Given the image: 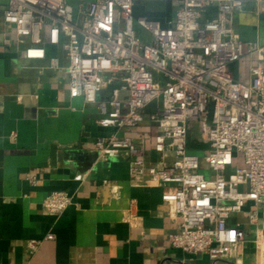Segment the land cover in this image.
Here are the masks:
<instances>
[{
	"label": "built area",
	"instance_id": "1",
	"mask_svg": "<svg viewBox=\"0 0 264 264\" xmlns=\"http://www.w3.org/2000/svg\"><path fill=\"white\" fill-rule=\"evenodd\" d=\"M0 1V20L12 28L23 58L47 59L45 69L62 70L69 97L94 104L97 124L111 129L95 141L99 159L126 158L135 180L162 188L166 217L178 228L168 234V244L238 264L247 229L254 228L259 260L264 48L243 41L233 27V15L243 10L244 1ZM144 2L162 3L164 12L158 18L152 17L155 9L136 16ZM47 47H59L66 66L47 57ZM244 56L248 82L235 78L230 68ZM144 124L153 131L160 167L146 165L143 140L124 133ZM192 129L203 147H189ZM71 203L67 192L52 191L42 205L58 214ZM135 206L132 199L123 215L131 226L140 220ZM242 214L246 221L240 220Z\"/></svg>",
	"mask_w": 264,
	"mask_h": 264
},
{
	"label": "crops",
	"instance_id": "2",
	"mask_svg": "<svg viewBox=\"0 0 264 264\" xmlns=\"http://www.w3.org/2000/svg\"><path fill=\"white\" fill-rule=\"evenodd\" d=\"M243 1L233 27L264 48V0ZM23 56L0 20V264H235L172 248L168 234L178 228L162 188L135 180L126 158L99 159L95 141L111 129L97 124L96 106L69 97L65 73L45 69L47 59ZM50 56L66 66L59 47H47ZM248 65L247 56L231 64L235 78L248 82ZM124 133L143 140L146 165L161 166L149 125ZM52 191L72 198L61 213L42 205ZM132 199L137 226L123 217ZM248 230L238 264L257 262Z\"/></svg>",
	"mask_w": 264,
	"mask_h": 264
},
{
	"label": "rangeland",
	"instance_id": "3",
	"mask_svg": "<svg viewBox=\"0 0 264 264\" xmlns=\"http://www.w3.org/2000/svg\"><path fill=\"white\" fill-rule=\"evenodd\" d=\"M152 9H155L156 12H158L157 14H162L164 12V7H163L162 3L144 2L142 7H139V8L136 9V13L135 14H136V16L141 15V14H145L147 12V10H152ZM139 32H140V34L142 36L146 37V35H145V33H144V31L142 29H139ZM196 133L197 132H196L195 129H192L191 132H190V145H189L190 147H193L196 144V141H197ZM201 166H204L203 162H202V156H201ZM239 218H240L241 221H243V220L246 221V214L240 215ZM253 229L254 228H251V229L248 230V232L250 233L251 237H254V234H253L254 230ZM256 264H264V256L262 257L261 254H260L259 260L257 259Z\"/></svg>",
	"mask_w": 264,
	"mask_h": 264
},
{
	"label": "bare ground",
	"instance_id": "4",
	"mask_svg": "<svg viewBox=\"0 0 264 264\" xmlns=\"http://www.w3.org/2000/svg\"><path fill=\"white\" fill-rule=\"evenodd\" d=\"M260 251H261V256L263 257L264 256V242H261L260 243ZM260 257V256H259ZM261 262V261H260Z\"/></svg>",
	"mask_w": 264,
	"mask_h": 264
},
{
	"label": "trees",
	"instance_id": "5",
	"mask_svg": "<svg viewBox=\"0 0 264 264\" xmlns=\"http://www.w3.org/2000/svg\"><path fill=\"white\" fill-rule=\"evenodd\" d=\"M152 17H157V18H158V17H159V14H157V13H156V14H153ZM189 145H190V139H189ZM198 145H199V143L196 141V144H195L194 147H195V148H199ZM189 147H190V146H189Z\"/></svg>",
	"mask_w": 264,
	"mask_h": 264
}]
</instances>
